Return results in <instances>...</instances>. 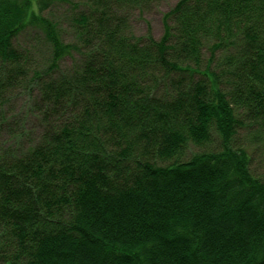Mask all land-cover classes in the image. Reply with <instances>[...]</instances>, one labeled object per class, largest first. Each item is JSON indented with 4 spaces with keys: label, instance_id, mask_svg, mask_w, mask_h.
<instances>
[{
    "label": "trees",
    "instance_id": "obj_1",
    "mask_svg": "<svg viewBox=\"0 0 264 264\" xmlns=\"http://www.w3.org/2000/svg\"><path fill=\"white\" fill-rule=\"evenodd\" d=\"M162 1L0 0V264H264V0Z\"/></svg>",
    "mask_w": 264,
    "mask_h": 264
},
{
    "label": "rangeland",
    "instance_id": "obj_2",
    "mask_svg": "<svg viewBox=\"0 0 264 264\" xmlns=\"http://www.w3.org/2000/svg\"><path fill=\"white\" fill-rule=\"evenodd\" d=\"M177 0H164L159 4H155L152 8L145 11L144 13L136 12L131 16V27L132 31L135 36H144L147 33H150L151 36L155 40H159L163 34V23H164V16L167 12L175 5ZM48 17L52 18L56 22L62 24V28L64 30L63 40L64 42L71 41V34L67 29V25L70 22V15L67 13L66 7H63L62 4L58 5V7L53 8L50 12L46 13ZM68 14V17L65 16ZM17 45L24 48L28 46H33L38 44L36 42L37 39L31 37L29 34H22L18 38ZM38 57V56H36ZM69 59H67L65 66L68 65ZM241 134L235 139V146L241 147L244 146V142L241 139ZM220 148V140L216 136V134H212L211 142L204 146L203 148L199 149L196 147L191 146L188 149L187 157L193 153L199 152H212L218 151ZM250 172L251 174L258 179L264 180V149H257L256 151L250 150Z\"/></svg>",
    "mask_w": 264,
    "mask_h": 264
}]
</instances>
